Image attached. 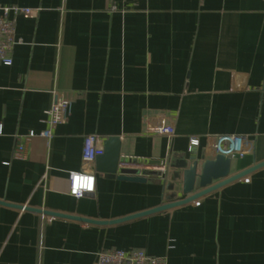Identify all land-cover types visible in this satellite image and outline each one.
Segmentation results:
<instances>
[{"label":"crops","instance_id":"crops-1","mask_svg":"<svg viewBox=\"0 0 264 264\" xmlns=\"http://www.w3.org/2000/svg\"><path fill=\"white\" fill-rule=\"evenodd\" d=\"M20 42L0 62V264H96L143 249L168 264H264V166L194 201L180 183L110 179L85 138L119 136L121 157L214 158L220 135L246 137L231 175L264 162V0H0ZM54 91L71 100L53 137ZM172 124V137L146 132ZM35 131L37 135L29 138ZM199 145L190 148L191 138ZM25 150L17 155L18 144ZM90 171L94 192L70 194ZM217 183V181H215ZM67 215V216H61Z\"/></svg>","mask_w":264,"mask_h":264},{"label":"built area","instance_id":"built-area-1","mask_svg":"<svg viewBox=\"0 0 264 264\" xmlns=\"http://www.w3.org/2000/svg\"><path fill=\"white\" fill-rule=\"evenodd\" d=\"M11 11L26 12L27 9L18 7H10L0 5V62L5 65H11L13 59L11 51L20 39L16 37V23L14 19L9 18ZM54 101L46 111L47 127L39 133L40 136L50 139L53 137L54 129L64 123L71 111L72 100L62 91H54ZM146 132L152 135L172 137L175 134V128L172 124L164 121L154 125H148ZM37 135L35 131H31L28 137ZM246 137L238 135H220L216 137L213 145V152L217 154H227L231 158L236 155H243L244 149L242 144L245 143ZM104 139L97 134H88L85 138V147L83 159L85 163H93L98 155L103 153ZM199 145L198 137L191 138L190 148ZM25 150V145L18 144L16 148L17 155ZM120 167L128 169H136L140 176L148 177V171L153 169V165L148 159L138 157H126L120 163ZM159 178L165 179L169 173L168 160H160L157 165ZM70 194L77 198H82L86 194L95 191L96 176L90 171H71L69 173ZM96 264H168L167 258L164 256H156L147 253L143 249H109L100 250L97 253Z\"/></svg>","mask_w":264,"mask_h":264},{"label":"water","instance_id":"water-1","mask_svg":"<svg viewBox=\"0 0 264 264\" xmlns=\"http://www.w3.org/2000/svg\"><path fill=\"white\" fill-rule=\"evenodd\" d=\"M122 142L119 136H110L104 140L103 153L95 159V169L110 179H120L134 182H147L148 178L140 176L136 169L120 167ZM157 164L160 161H153ZM232 158L227 154H217L214 158H200L192 152L176 153L168 161L170 181L167 188L174 189L180 183L182 199L164 204L143 214L158 212L176 206L184 205L223 186L226 183L239 179L251 171L264 166V162L249 169L231 175ZM150 175H159L157 171H148ZM217 181V183H215ZM67 216V215H61Z\"/></svg>","mask_w":264,"mask_h":264}]
</instances>
